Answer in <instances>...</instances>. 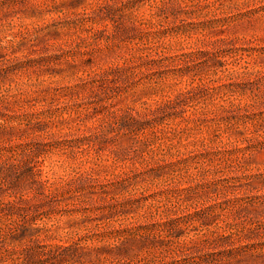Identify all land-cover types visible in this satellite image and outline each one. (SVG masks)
I'll return each instance as SVG.
<instances>
[{
    "label": "rangeland",
    "instance_id": "rangeland-1",
    "mask_svg": "<svg viewBox=\"0 0 264 264\" xmlns=\"http://www.w3.org/2000/svg\"><path fill=\"white\" fill-rule=\"evenodd\" d=\"M0 264H264V0H0Z\"/></svg>",
    "mask_w": 264,
    "mask_h": 264
}]
</instances>
